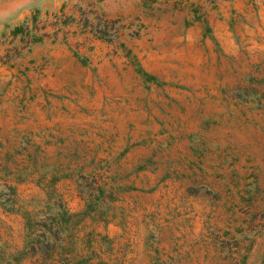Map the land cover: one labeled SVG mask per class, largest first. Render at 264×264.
<instances>
[{
    "label": "rangeland",
    "instance_id": "obj_1",
    "mask_svg": "<svg viewBox=\"0 0 264 264\" xmlns=\"http://www.w3.org/2000/svg\"><path fill=\"white\" fill-rule=\"evenodd\" d=\"M75 263L264 264V0H0V264Z\"/></svg>",
    "mask_w": 264,
    "mask_h": 264
},
{
    "label": "trees",
    "instance_id": "obj_2",
    "mask_svg": "<svg viewBox=\"0 0 264 264\" xmlns=\"http://www.w3.org/2000/svg\"><path fill=\"white\" fill-rule=\"evenodd\" d=\"M9 188H10V186H9ZM52 218L53 217L50 216L49 220H51ZM32 225H33L32 224V220L29 219V218L26 219L25 227L31 228ZM44 225H45V223L41 224L40 227L36 228V229L32 227V229H33V233L32 234L34 235V237H32V240L29 241V245L33 249H35L36 248V244L35 243H38L40 238H44V241H43L44 243L41 246V248L42 247L43 248L40 250V252L45 254L46 251L50 250L49 247H52V244H49V242H48V238L51 237V236H54V232H53L54 230L51 229V224H49L46 227ZM40 243H42V242H40ZM38 245H39V243H38Z\"/></svg>",
    "mask_w": 264,
    "mask_h": 264
}]
</instances>
